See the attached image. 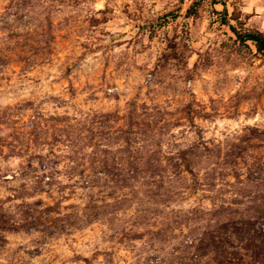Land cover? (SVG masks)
I'll return each instance as SVG.
<instances>
[{
    "label": "rangeland",
    "instance_id": "rangeland-1",
    "mask_svg": "<svg viewBox=\"0 0 264 264\" xmlns=\"http://www.w3.org/2000/svg\"><path fill=\"white\" fill-rule=\"evenodd\" d=\"M0 264H264V0H0Z\"/></svg>",
    "mask_w": 264,
    "mask_h": 264
},
{
    "label": "trees",
    "instance_id": "trees-1",
    "mask_svg": "<svg viewBox=\"0 0 264 264\" xmlns=\"http://www.w3.org/2000/svg\"><path fill=\"white\" fill-rule=\"evenodd\" d=\"M246 37H247V39L252 40V41H256V39H257V37L254 35H247Z\"/></svg>",
    "mask_w": 264,
    "mask_h": 264
}]
</instances>
